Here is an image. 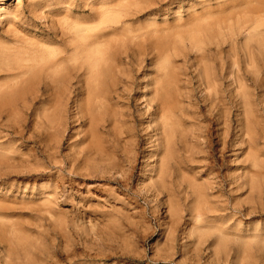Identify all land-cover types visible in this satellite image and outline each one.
I'll return each mask as SVG.
<instances>
[{"label":"rangeland","instance_id":"1","mask_svg":"<svg viewBox=\"0 0 264 264\" xmlns=\"http://www.w3.org/2000/svg\"><path fill=\"white\" fill-rule=\"evenodd\" d=\"M115 4L118 29L87 30ZM74 20L118 36L101 42L99 129L81 118L87 73L70 71L96 40L72 41ZM39 44L74 55L53 77ZM0 85V264H264V0H0Z\"/></svg>","mask_w":264,"mask_h":264},{"label":"bare ground","instance_id":"2","mask_svg":"<svg viewBox=\"0 0 264 264\" xmlns=\"http://www.w3.org/2000/svg\"><path fill=\"white\" fill-rule=\"evenodd\" d=\"M131 3V2H130ZM129 3V4H130ZM105 4V3H104ZM116 5L118 6V4H115V9H113L112 10V8H110V11L109 10H107V8H109V7H111V6H109V7H106V9H105V11L107 10V12L108 13H110V12H114L115 10H118V8H116ZM131 5V4H130ZM106 6V5H105ZM105 6H101V7H103L102 9H103V12L102 11H100V12H102V13H100L101 15L100 16H97V15H94V14H98V13H96V11H98V10H96L95 11V13L94 12H92V13H94L92 16H91V18L89 19L88 18V20H90L89 21V23L92 21V22H94V21H97V20H93V19H96L97 17H100L99 18V20H100V22L99 21H97V23H98V27H96V28H89V29H87L88 31L90 30V32L91 31H99V32H101L102 30V28H100L102 25H105V26H108V27H112L113 29H115V28H117L116 27V25L118 24V23H120L121 22V20H120V17H121V15H123L122 14V12H118L116 15H119L120 17H116L115 16V14L112 16H110V15H108L107 14V12H105L104 11V8H105ZM119 7V6H118ZM124 6H121V8H123ZM128 7V6H127ZM120 8V7H119ZM130 8V7H129ZM1 9H2V7H1ZM92 9V8H91ZM94 9V8H93ZM98 9V8H97ZM124 9V8H123ZM41 10V9H40ZM100 10H101V8H100ZM112 10V11H111ZM121 10V9H120ZM120 10H118V11H120ZM38 12V11H37ZM115 12H117V11H115ZM123 12L125 13V10H123ZM129 11L127 10V13H128ZM15 13V12H14ZM38 14V13H37ZM40 14V13H39ZM129 14V13H128ZM15 15V14H14ZM46 15V14H45ZM48 15V14H47ZM64 15V14H63ZM125 15H127V14H125ZM72 17V16H71ZM90 17V16H89ZM61 18H63V17H61ZM123 18V17H122ZM213 18H215V17H213ZM212 18V19H213ZM52 20V19H51ZM66 20V19H65ZM67 20H68V18H67ZM81 19H79V21H80ZM85 20V19H84ZM83 20V21H84ZM87 20V21H88ZM63 21V20H62ZM69 21V20H68ZM72 21V20H71ZM83 21H81V23L83 22ZM86 21V22H87ZM74 22V23H73ZM72 23H73V30H71L70 31V34L67 32V31H65V34L66 33H68V37L69 36H71V39H72V41H73V38H78L79 39V37L80 38H82V41H85V43L87 42H89V41H87V40H89V39H93L92 37H94V40H96L94 43H92V46L93 45H95L96 46V48H92L91 50H93V52L90 50V43H89V47L86 45V44H84V42H81L82 44H84L85 46L83 47L82 45V47H83V49H82V47L80 48V47H78L77 48V46H75V48L73 47V51L75 52L76 51V53L75 54H77V56H79L80 57V55L81 56H83V59L81 60L82 62H83V60H84V63H82V64H80L78 67L76 66V65H74L73 64V66L71 65L72 63L70 62V60L71 59H69V62H70V64L69 65H71V69H70V71L74 68V66H75V68L73 69L74 70V72H73V74H71L72 75V77L74 76V75H76L75 76V78H78V77H80V73H82L83 75H84V73L86 74L87 73V76H88V79H87V81H86V83H85V86H84V88L83 89H85V93H87L88 95H89V99L86 101L87 103L86 104H84L83 106H81L80 107V113L82 114V116H81V118H85V119H87L90 123H91V126L93 127V128H97V129H99V126H100V123H101V120L100 119H98L99 117H100V114H101V111L104 109V107H105V102H104V100L103 99H105L106 98V91L104 90L105 88H103L104 87V80H105V78L104 77H106V76H108L107 75V70H106V66H105V63H107L108 61H106V59H107V57H106V59H105V57L103 56V53L104 52H106L107 50H106V47L104 48V50H103V47H104V45H106V44H109V42L108 41H114L113 39H116V38H118V36H116L115 38H113V36H112V34H110L109 36H106L105 34H101V33H96V32H94V34L95 35H93V34H91L90 32H87V34L86 33H84V31L85 30H77L76 28H78L79 29V25L81 24L80 22V24L77 22V20L75 21H73ZM75 22H77L78 24H77V26L75 25ZM124 22V21H123ZM213 22H215V21H213ZM217 22H218V20H217ZM222 22H223V20H222ZM226 22V21H225ZM64 24H65V22H63ZM70 23V22H69ZM68 23V24H69ZM84 23H85V21H84ZM83 23V24H84ZM89 23H86V24H88L89 25ZM97 23H96V25H97ZM220 23V22H219ZM68 24L66 25V26H68ZM71 24V23H70ZM85 24V25H86ZM91 24H94V23H91ZM90 24V25H91ZM76 26V28H75V26ZM82 25V24H81ZM89 25V26H90ZM95 25V24H94ZM214 25V24H213ZM219 25V24H218ZM65 26V25H64ZM70 26H72V24L71 25H69V27ZM82 26H84V25H82ZM87 26V25H86ZM91 26H93V25H91ZM68 27V28H69ZM81 27V26H80ZM205 27V26H204ZM210 27V26H209ZM226 27H228V26H226ZM62 28V27H61ZM71 28V29H72ZM75 28V29H74ZM203 28V27H202ZM208 28V27H207ZM46 29V28H45ZM66 29V28H65ZM98 29H100V30H98ZM118 29V28H117ZM221 29V28H220ZM64 29L62 28V31H63ZM216 30V29H215ZM214 30V31H215ZM223 30H224V28H223ZM222 30V31H223ZM204 31V30H203ZM213 31V32H214ZM59 32V31H58ZM116 32V31H115ZM62 33V32H61ZM64 33V32H63ZM62 33V34H63ZM84 33V34H83ZM106 33V32H105ZM57 34V33H56ZM85 34L86 35H88L89 34V36H87L88 38L89 37H91V38H87L86 40H85V38H86V36H85ZM90 34H91V36H90ZM108 34V33H107ZM116 35L117 33H113V35ZM64 35V34H63ZM93 35V36H92ZM114 35V36H115ZM119 35V34H118ZM65 37V36H64ZM63 37V38H64ZM67 37V38H68ZM106 37H108V39H109V37H112V40H108ZM207 37V36H206ZM217 37V36H216ZM22 38V37H21ZM21 38H19V39H21ZM105 38V40H103ZM213 38V37H212ZM18 39V40H19ZM23 39V38H22ZM84 39V40H83ZM106 39L108 40L107 42H106ZM26 40H27V38H26ZM25 40V41H26ZM62 40V39H61ZM67 40V39H66ZM77 40V39H76ZM81 39H79V41H80ZM94 40H92V41H90V42H93ZM103 40V41H102ZM17 41V40H16ZM28 41V40H27ZM45 41V40H44ZM78 41V40H77ZM106 42L105 44H103V43H101V42ZM219 41V40H218ZM21 42H22V40H21ZM64 42V41H63ZM204 42V41H203ZM17 43H20V42H17ZM66 44H67V41L65 42ZM70 43V42H69ZM80 43V42H79ZM112 43V42H111ZM30 44V43H29ZM43 44V43H42ZM42 44H39L40 45V48H44V46L46 45V44H44V46H42L41 47V45ZM49 44V43H48ZM74 44V43H73ZM97 44L101 47V49L103 50H101L100 48H99V46H97ZM103 44V45H102ZM15 45H17V44H15ZM50 45V44H49ZM68 46H71L70 48H72V45H71V43L70 44H67ZM79 45V44H78ZM103 47H102V46ZM35 46V45H34ZM67 46V47H68ZM106 46H108V45H106ZM14 47V46H13ZM25 47V46H24ZM28 47V46H27ZM32 47V46H31ZM38 47V46H37ZM48 47V46H47ZM46 46H45V50H48L49 48L51 49V47H48L47 48ZM66 47V48H67ZM87 47V48H86ZM47 48V49H46ZM17 49H19V47H17ZM22 49V48H21ZM24 49V48H23ZM32 49H34V48H32ZM49 49V50H50ZM53 49V48H52ZM51 49V50H52ZM56 49V48H55ZM55 49H53L54 50V52H55ZM75 49V50H74ZM86 49V50H85ZM107 49H109L110 50V48H107ZM11 50H13V48L11 49ZM15 51H16V48L14 49ZM13 50V51H14ZM27 50V49H26ZM35 50V49H34ZM37 50H38V48H37ZM45 50H41V53L42 52H44ZM53 50H52V52L50 53V51H49V53H50V57L48 56H46V57H44L42 60H41V55H38V53L40 54V51H37L36 52V50H35V52H36V54H37V56H40V57H38L39 59V61H44L43 63L44 64H41V67H42V65H45V63H47L46 65H50L51 66V68L52 67H54L55 69L53 70L54 72H53V77H54V74L56 75L57 73H59L60 71H61V68L59 69V67L58 66H60L61 64H64L65 62H64V57H65V59H66V57L67 56H69L70 54L71 55H74V54H72L73 53V51H72V53H70L69 55H67V56H64L62 59H61V57H60V55H58L59 57H60V59L59 60H57V58H59L57 55H56V53L58 54V52L60 53L61 52V54H62V51H59L58 49H56L57 51H56V53L54 54L53 53ZM64 50V49H63ZM66 50V49H65ZM70 51H71V49H69ZM22 51V50H21ZM27 51H29V50H27ZM31 51V50H30ZM33 51V50H32ZM80 51V52H79ZM22 52H24V50L22 51ZM35 52H34V54H35ZM46 52H48V51H46ZM46 52H44V53H46ZM16 53V52H15ZM18 53V52H17ZM16 53V54H17ZM30 53H32V52H30ZM53 53V54H52ZM15 54V55H16ZM20 54H21V52H20ZM19 54V55H20ZM29 54V53H28ZM35 54V55H36ZM80 54V55H79ZM18 55V56H19ZM24 55V54H23ZM26 55V54H25ZM31 55V54H30ZM29 55V56H30ZM43 55V54H42ZM46 54H44V56H45ZM51 55H52V57H51ZM57 56V58H56V56ZM109 55V54H108ZM10 56V55H9ZM8 56V57H9ZM37 56H34V57H37ZM55 56V57H54ZM106 56V55H105ZM31 57V56H30ZM43 57V56H42ZM73 57H75L76 58V55L75 56H73ZM72 56H70V58H72L73 60V62H75V64H76V61H74L75 59L73 58ZM79 57H77V58H79ZM15 58V57H14ZM19 58V57H18ZM22 58V57H21ZM26 58V57H25ZM32 58V57H31ZM82 58V57H81ZM22 59H24V58H22ZM56 59V60H55ZM15 60V59H14ZM27 60H32V59H26L25 61H27ZM37 60V59H36ZM38 60H37V62H38ZM67 62H68V57H67ZM77 60V59H76ZM108 60V59H107ZM35 60H33L32 62H34ZM15 62V61H14ZM18 61H17V58H16V63H17ZM20 62H22L23 63V61H21L20 60ZM64 62V63H63ZM234 62H236V61H234ZM16 63H15V65H16ZM27 63V62H26ZM39 63V62H38ZM49 63H51V64H49ZM80 62L78 61V64H79ZM11 64V63H10ZM18 64V63H17ZM24 64V63H23ZM22 64V65H23ZM34 64V63H33ZM18 65H20L21 66V63H19ZM27 65H29V64H27ZM69 65L68 64H66V66H68L69 67ZM237 65V64H236ZM9 66H11V67H13L14 68V66H12V65H9ZM23 66H25V64L23 65ZM22 66V67H23ZM62 66V65H61ZM108 66V65H107ZM6 67H8V66H6ZM18 67L19 66H17V69H18ZM26 67V66H25ZM32 67V66H31ZM36 67V66H35ZM48 67V66H47ZM15 68H16V66H15ZM37 68V67H36ZM45 68V67H44ZM49 69H51L50 67H48ZM47 68V69H48ZM62 68H64V65H63V67ZM234 68V67H233ZM41 69V68H40ZM46 69V70H47ZM53 69V68H52ZM65 69H66V67H65ZM69 69L67 68L66 70H68V71H66V74H68V75H70V71H69ZM26 70V69H25ZM38 70V69H37ZM41 70H43V69H41ZM72 70V71H73ZM23 71V70H22ZM36 71V70H35ZM35 71H34V73H35ZM62 71H64L63 69H62ZM76 71V72H75ZM20 72V71H19ZM42 72V71H41ZM44 72V71H43ZM120 72V71H119ZM30 73V72H29ZM38 73V72H37ZM47 72H45V74H46ZM77 73V74H76ZM208 73V72H207ZM232 73V72H231ZM231 73H230V75H231ZM13 74H14V72H13ZM31 74V73H30ZM63 74V73H62ZM238 74H239V72H238ZM19 75V74H18ZM28 75V74H27ZM36 75H38V74H36ZM35 75V76H36ZM41 75V74H40ZM42 75H43V73H42ZM41 75V76H42ZM67 75V76H68ZM21 76V75H20ZM26 76V75H25ZM60 76V75H59ZM58 76V77H59ZM63 75H61L60 77H62ZM67 76H63L64 77V79H63V77H62V79L63 80H66L65 78L67 77ZM82 76V75H81ZM236 76V75H235ZM238 76H240V75H238ZM52 77V79H54ZM57 77V78H58ZM85 77V76H84ZM119 77V76H118ZM14 78H16V77H14ZM18 78V77H17ZM16 78V79H17ZM32 78V77H31ZM40 78V77H39ZM39 78H38V80H39ZM46 78H47V75H46ZM51 78V77H50ZM87 78V77H86ZM27 79V78H26ZM56 79V78H55ZM70 79H71V77H70ZM69 79V80H70ZM79 79V78H78ZM119 79V78H118ZM117 79V80H118ZM215 79V78H214ZM214 79H209L208 78V75L206 76V84H208L210 87L211 86H215V84H216V81H214ZM240 79V78H239ZM244 79V78H243ZM20 80V79H19ZM27 80H30L29 78L27 79ZM35 80V79H34ZM37 80V79H36ZM242 80V79H241ZM40 81V80H39ZM53 82L54 81H56V80H52ZM52 81H50L49 80V82H52ZM59 81H60V79H59ZM62 81V80H61ZM119 81V80H118ZM121 82H123L122 80H120ZM218 81V80H217ZM245 81V80H244ZM29 82V81H28ZM27 82V83H28ZM42 82V81H41ZM52 82V83H53ZM65 82V81H64ZM214 82H215V84H214ZM22 83V81L20 82V84ZM25 83V82H24ZM32 83V82H31ZM56 82H54V84H55ZM57 83H58V80H57ZM129 83V82H128ZM242 83H243V81H242ZM17 84V83H16ZM37 84V83H36ZM64 84V83H63ZM67 84H68V86L71 84V82H70V84L67 82ZM9 86H10V84H8ZM8 85H7V87H8ZM13 85V84H12ZM51 85V84H50ZM62 85V84H61ZM117 85H118V82L116 83V81H114L112 84H111V88H115V87H117ZM218 85V84H217ZM1 86V85H0ZM3 86V85H2ZM14 86V85H13ZM23 86V85H22ZM29 86V85H28ZM60 86V85H59ZM58 86V87H59ZM68 86H66V84H65V89H67V90H69V88H68ZM242 86H243V84H242ZM67 87V88H66ZM215 87H217V86H215ZM54 88V87H53ZM52 88V89H53ZM61 88H62V86H61ZM82 88V87H81ZM112 89V92H116V89ZM165 88V87H164ZM218 88V87H217ZM14 89V88H13ZM20 89H22V87L20 88ZM55 89V88H54ZM53 89V90H54ZM59 89V88H58ZM163 89V88H162ZM161 89V90H162ZM210 89V88H209ZM240 89V88H239ZM239 89H237V90H239ZM15 90V89H14ZM30 90V89H29ZM50 90V89H49ZM48 90V91H49ZM64 90V89H63ZM26 91V90H25ZM163 91H164V89H163ZM163 91H161L160 93H159V91L157 92V93H159L156 97H154L153 98V100H152V102H154V108H156V113L157 114H160L161 115V117H163L164 119H163V122H162V125H163V128L164 129H166V127L168 126V119H169V114H170V106H169V104L167 105V100L169 99V98H167V94H166V92H165V94L164 93H162ZM11 92V91H10ZM17 92V91H16ZM57 92H59V91H57ZM66 93V90L65 91H61L60 90V92L58 93L60 96H61V101L62 100H64L65 98H66V95H65V93ZM6 93V92H5ZM18 93V92H17ZM20 93V92H19ZM55 93H56V91H55ZM217 93V92H216ZM4 94V93H3ZM7 94H8V92H7ZM6 94V95H7ZM10 94H12V93H10ZM218 94V93H217ZM240 94H241V92H240ZM250 94H251V92H250ZM249 94V95H250ZM23 96H24V94H22ZM55 95V94H54ZM118 95V94H117ZM156 95V94H155ZM4 96V95H3ZM20 96V95H19ZM18 96V97H19ZM57 96V95H56ZM218 96V95H217ZM248 96V95H247ZM2 97V95L0 96V98ZM169 97V96H168ZM250 97H252V96H250ZM3 98V97H2ZM12 98V97H11ZM14 98V97H13ZM25 98V97H24ZM56 98V97H55ZM5 99H6V97H5ZM35 99V98H34ZM54 99V98H53ZM4 100V99H3ZM57 100H59V99H57ZM247 100V99H246ZM249 100H251V99H249ZM0 101H2V100H0ZM60 101V100H59ZM11 102V101H10ZM168 102H169V100H168ZM250 102V104H251V101H249ZM12 103V102H11ZM62 103H63V101H62ZM15 104V103H14ZM250 104H248V105H250ZM50 105H52V104H50ZM252 106H253V103L251 104ZM3 106V105H2ZM9 106H11V105H9ZM169 106V107H168ZM8 107V106H7ZM53 107H55V105L53 106ZM58 107V106H57ZM253 108V107H252ZM4 109V108H3ZM49 109H51V108H49ZM52 109H54V111H55V108H52ZM8 110V109H7ZM6 111V110H5ZM57 111V110H56ZM255 110H252V109H250V110H247V112H246V121H247V123H246V129H245V127H244V129H245V133H247L249 136H254V132H256L255 131V119H254V117H255V115L253 114V113H255L254 112ZM13 112V111H12ZM65 112V111H64ZM9 113V112H8ZM56 113V112H55ZM61 113V112H60ZM79 114V113H78ZM9 115V114H8ZM254 116V117H253ZM55 117V116H54ZM53 117V118H54ZM11 118V117H10ZM13 118V117H12ZM65 118V117H64ZM62 119H63V114H62V116L60 115V114H58V116L55 118V119H51V118H47V120L49 121V123L51 124L50 126L51 127H53L54 126V128H58L59 129V127H61V125H62ZM15 122H17L18 124H19V120L18 121H16L15 120ZM65 122V121H64ZM114 122V121H113ZM116 122V121H115ZM19 126H21L20 124H19ZM24 126V125H23ZM23 126H21V127H23ZM171 126V125H170ZM175 126V125H174ZM18 127V126H17ZM20 127V128H21ZM61 128H63V127H61ZM162 128V129H163ZM172 129V128H171ZM49 130V129H48ZM51 130V129H50ZM57 131V130H56ZM59 131V130H58ZM164 131V130H163ZM20 132V131H19ZM52 132V131H51ZM165 132H166V134H168V136H169V133H170V131L168 130V131H166L165 130ZM244 133V134H245ZM50 134V133H49ZM165 137V136H164ZM254 138H255V136H254ZM173 139V138H172ZM248 141H253V139L251 138V139H248ZM250 143V142H249ZM252 143H254V142H252ZM82 154V153H81ZM76 164V163H75ZM78 170V169H77ZM18 243L20 244V245H25V244H23V240L21 239L20 241H18Z\"/></svg>","mask_w":264,"mask_h":264}]
</instances>
